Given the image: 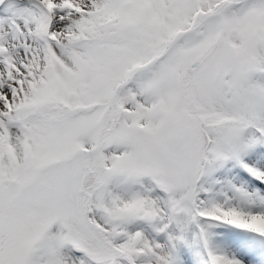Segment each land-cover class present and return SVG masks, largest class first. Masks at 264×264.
Here are the masks:
<instances>
[{
	"label": "snow or ice",
	"instance_id": "6c2138e0",
	"mask_svg": "<svg viewBox=\"0 0 264 264\" xmlns=\"http://www.w3.org/2000/svg\"><path fill=\"white\" fill-rule=\"evenodd\" d=\"M0 264H264V0H0Z\"/></svg>",
	"mask_w": 264,
	"mask_h": 264
}]
</instances>
